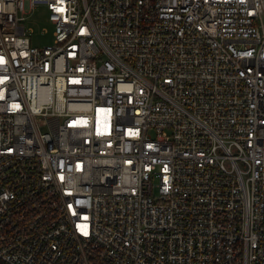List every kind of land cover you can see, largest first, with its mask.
Instances as JSON below:
<instances>
[{"label": "built area", "instance_id": "obj_1", "mask_svg": "<svg viewBox=\"0 0 264 264\" xmlns=\"http://www.w3.org/2000/svg\"><path fill=\"white\" fill-rule=\"evenodd\" d=\"M0 260L264 264V0H0Z\"/></svg>", "mask_w": 264, "mask_h": 264}, {"label": "rangeland", "instance_id": "obj_2", "mask_svg": "<svg viewBox=\"0 0 264 264\" xmlns=\"http://www.w3.org/2000/svg\"><path fill=\"white\" fill-rule=\"evenodd\" d=\"M26 25L33 29L31 42L36 47H45L54 43V26L49 21L45 6H37L27 18Z\"/></svg>", "mask_w": 264, "mask_h": 264}, {"label": "trees", "instance_id": "obj_3", "mask_svg": "<svg viewBox=\"0 0 264 264\" xmlns=\"http://www.w3.org/2000/svg\"><path fill=\"white\" fill-rule=\"evenodd\" d=\"M0 264H6V263H4L3 261L0 260Z\"/></svg>", "mask_w": 264, "mask_h": 264}, {"label": "snow or ice", "instance_id": "obj_4", "mask_svg": "<svg viewBox=\"0 0 264 264\" xmlns=\"http://www.w3.org/2000/svg\"><path fill=\"white\" fill-rule=\"evenodd\" d=\"M85 234H86V232H85Z\"/></svg>", "mask_w": 264, "mask_h": 264}]
</instances>
